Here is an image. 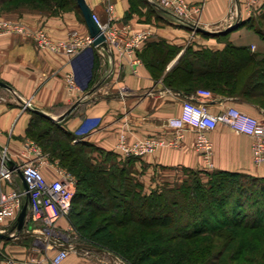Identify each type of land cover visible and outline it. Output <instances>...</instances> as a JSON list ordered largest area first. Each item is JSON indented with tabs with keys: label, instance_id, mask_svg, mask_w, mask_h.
<instances>
[{
	"label": "crops",
	"instance_id": "obj_1",
	"mask_svg": "<svg viewBox=\"0 0 264 264\" xmlns=\"http://www.w3.org/2000/svg\"><path fill=\"white\" fill-rule=\"evenodd\" d=\"M2 1L0 22L21 24L28 32L27 35H0V83L5 85L0 86V149L6 148L14 162L33 161L47 179L55 178L41 147L26 136L34 110L58 119L73 108L62 120L55 122H62L76 142H86L98 150L114 153L118 159L127 157L117 147L122 135L129 145L149 137L171 140L175 136L178 131L170 128L167 121L180 114L185 96L167 88L162 79L154 80L136 53L140 62L133 65L128 55L115 49L106 52L103 48L91 47L74 57L38 50L30 33L39 28L53 41L65 40L73 31L81 36L88 35L81 12L76 9L52 13L27 7L7 8ZM84 1L101 24L114 23L123 31L125 39L135 33L148 32L149 37L137 50L139 52L146 43L159 40L181 48L167 65L166 72L176 65L192 38L193 23L198 25V32L217 35L228 31L227 41L231 44L247 47L252 53L264 51L258 35L244 24L261 10L264 0H184L190 7L200 9L186 20L160 7V0ZM199 36L197 33L192 39L198 40L194 50L220 51L225 46L224 42H216L213 38L199 40ZM68 73L75 79L73 91L67 88L65 81ZM191 97L205 103L212 114L235 107L253 117L264 115L258 107L207 90H197ZM179 133L181 138L176 147H160L153 154L137 158L132 165L139 172L146 191L167 181L162 178L167 172L184 169L264 177V164L255 165L252 160V137L224 125L209 131L207 136L213 153L212 167H208L195 151L197 131L186 126ZM30 142L39 149L40 156L28 152L26 146ZM19 182L17 189L22 190L20 179ZM59 227L63 232L62 240L65 238L69 242L70 225L61 220ZM16 241L0 244V264L7 256L20 260L45 259L44 264H49L57 252L55 248L35 247L32 236L24 243ZM61 264L121 263L107 252L74 244Z\"/></svg>",
	"mask_w": 264,
	"mask_h": 264
},
{
	"label": "trees",
	"instance_id": "obj_2",
	"mask_svg": "<svg viewBox=\"0 0 264 264\" xmlns=\"http://www.w3.org/2000/svg\"><path fill=\"white\" fill-rule=\"evenodd\" d=\"M2 4L80 13L75 0ZM244 24L264 44V6ZM196 32L217 39L229 36L228 31ZM180 51L159 40L146 43L136 56L154 80L162 79L185 97L207 90L264 111V51L252 53L229 41L220 51L190 45L166 72ZM26 136L74 179L68 217L79 233L77 246L107 252L123 264H264V177L184 169L191 173L189 180L146 191L132 166L137 158L118 159L86 142H74L62 122L34 112Z\"/></svg>",
	"mask_w": 264,
	"mask_h": 264
},
{
	"label": "built area",
	"instance_id": "obj_3",
	"mask_svg": "<svg viewBox=\"0 0 264 264\" xmlns=\"http://www.w3.org/2000/svg\"><path fill=\"white\" fill-rule=\"evenodd\" d=\"M160 7L169 9L182 20L190 18L192 14L199 13L200 10L197 7H190L184 0H160ZM92 17L105 38L107 45L105 51L110 52L115 49L120 54L128 55L131 58V64H139L140 60L135 57V53L148 39L149 33L139 32L125 39L123 31L119 30L114 23L101 24L96 16ZM191 27L195 32L198 25L193 23ZM10 33L28 34L25 27L20 24L0 22V35ZM30 35L36 49L48 50L66 56L74 57L88 48H96L93 44L94 39L89 34L81 36L76 31L69 33L65 40L59 41H53L43 29L34 31ZM251 50L254 51V48L252 47ZM65 81L70 91L76 89L73 74H66ZM167 125L178 131L171 140L149 137L129 145L126 142V137L122 135L117 147L127 157H143L153 154L160 147H176L181 138L179 131L190 126L197 131L195 151L208 167H212L213 145L207 133L218 125H224L236 133L252 137L253 163L255 165L264 164V115L253 117L235 107H227L218 114H212L205 103L198 102L195 98L188 96L182 102L180 114L169 119ZM26 148L29 153L40 156L39 149L32 142ZM9 160L13 162V166L8 165ZM50 167L55 173L54 179H47L40 166L33 161L16 163L6 148L0 149V233L11 236L13 240H18L20 233H17L15 229L16 219L26 203L27 217L21 236L34 237L35 247L44 246L57 249L49 264H61L74 248L71 242L65 241V238L62 240L63 232L59 227L60 221L66 219L70 211L75 192L74 179L57 161L50 162ZM18 173H21L24 178L29 197L26 196L23 189L19 190L14 186L16 179H19ZM8 228L15 232H7ZM68 231L72 233V228L69 227ZM44 263L45 259L36 261L31 258L20 260L9 256L3 257V264ZM120 263L123 264L121 261Z\"/></svg>",
	"mask_w": 264,
	"mask_h": 264
},
{
	"label": "water",
	"instance_id": "obj_4",
	"mask_svg": "<svg viewBox=\"0 0 264 264\" xmlns=\"http://www.w3.org/2000/svg\"><path fill=\"white\" fill-rule=\"evenodd\" d=\"M76 1V4L83 16V19L85 21V24L87 26V29L89 31V35L94 39V46L98 47V48H103L104 50L106 49L107 50V45L105 43V38L102 34V32L100 31L98 25L94 22L93 20V14L91 13V11L89 10V8L87 7V5L85 4V1L84 0H75ZM197 30H200L199 28H197ZM0 86H3L5 87V85L1 84L0 83ZM73 109V108H72ZM70 109L67 113H65L64 115H62L61 117H59L58 119H53L51 118L50 116L44 114V113H41V112H38V111H35V113H38L52 121H60L62 120L66 115H68L71 110ZM8 165L9 166H13V162L11 160L8 161ZM18 176H19V179L22 183V187H23V190L24 192L26 193V196L29 197V194L27 192V186L25 184V181H24V178L22 176L21 173H18ZM26 217H27V204L25 203L23 205V207L21 208L18 216H17V219H16V224H15V229L17 231V233H21V231L23 230L24 226H25V223H26ZM12 237L9 236V235H6V234H2L0 233V240H6V241H9L11 240Z\"/></svg>",
	"mask_w": 264,
	"mask_h": 264
},
{
	"label": "rangeland",
	"instance_id": "obj_5",
	"mask_svg": "<svg viewBox=\"0 0 264 264\" xmlns=\"http://www.w3.org/2000/svg\"><path fill=\"white\" fill-rule=\"evenodd\" d=\"M34 5H31V4H29V5H22V6H20L19 8H25V7H27V8H34L33 7ZM7 8H10V6H7ZM34 9H37L36 7L34 8ZM38 10H40V9H38ZM43 10H48V9H43ZM49 11H51L50 9H49ZM4 23H10V22H8V21H6V22H4ZM21 25V24H20ZM40 29V28H39ZM39 29H36V30H34V31H37V30H39ZM191 33V37L192 38H189V42H188V44H187V46L186 47H188V46H192V47H196L195 46V44L197 43V41L198 40H192L193 39V37L194 36H197V33H196V31L194 32H190ZM197 39H199V40H201V39H210L209 37H205V36H203V35H201L200 34V36L197 38ZM216 42H227V40L225 39V38H220V39H217V38H213ZM261 44H262V47H264V44H263V42L261 41ZM136 158V157H135ZM47 159L49 160V158L47 157ZM263 165V164H262ZM66 171H67V169H66ZM68 172V171H67ZM69 173V172H68ZM139 173V172H138ZM70 174V173H69ZM71 175V174H70ZM72 176V175H71ZM139 177H140V175H139ZM192 176H191V173H189V172H187V171H185V170H178V171H174V172H167L162 178H165L167 181H165V182H163L162 184H164V185H169V186H175V185H179V184H181L183 181H185V180H189L190 178H191ZM200 177H202V179H204V181H206L207 180V177L205 176V175H200ZM161 184V185H162ZM16 188H19L20 187V182H19V179H16V181H15V185H14ZM163 186V185H162ZM64 223H67V224H69L70 225V222H69V217H67L66 219H63L62 220ZM70 227L72 228V233L71 234H69V238H68V240H69V242H71V244H73V246H74V244L76 245V242L78 241V236H79V233L77 232V231H75V229L70 225ZM7 230V232H9V233H13V232H15L13 229H11V228H8V229H6ZM22 235V233H20L19 234V238H18V242H26V241H29V240H24V237H22L21 236ZM76 237V238H75ZM11 241H13L12 239H11ZM11 241L9 242V243H11ZM16 241V242H17ZM5 244V242H4V240H3V242H2V240H0V244ZM12 243H14V242H12ZM40 247V246H39Z\"/></svg>",
	"mask_w": 264,
	"mask_h": 264
}]
</instances>
